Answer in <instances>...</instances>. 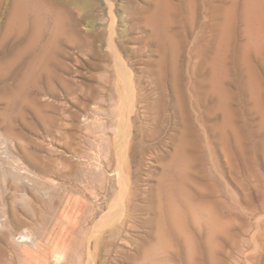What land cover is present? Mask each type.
I'll return each mask as SVG.
<instances>
[{
  "label": "rangeland",
  "instance_id": "rangeland-1",
  "mask_svg": "<svg viewBox=\"0 0 264 264\" xmlns=\"http://www.w3.org/2000/svg\"><path fill=\"white\" fill-rule=\"evenodd\" d=\"M43 1L38 27L0 0V264H190L184 239L181 258L176 239L149 255L167 190L188 223L214 219L187 223L195 263L264 264V0ZM130 74L142 147L124 198L108 163ZM108 217L127 227L94 236Z\"/></svg>",
  "mask_w": 264,
  "mask_h": 264
},
{
  "label": "bare ground",
  "instance_id": "bare-ground-1",
  "mask_svg": "<svg viewBox=\"0 0 264 264\" xmlns=\"http://www.w3.org/2000/svg\"><path fill=\"white\" fill-rule=\"evenodd\" d=\"M47 3V2H46ZM43 0H32V1H28V0H20V3H18V7L23 9V7L27 10H32L36 16L35 19V23L36 25L39 27H41L43 21L41 19V15L45 13V15L47 16L49 13L51 14V12H48V4H46ZM47 5V6H46ZM50 6V5H49ZM51 9V8H50ZM49 9V10H50ZM20 13V9L18 11V14ZM44 15V17H45ZM42 16V18H44ZM48 17V16H47ZM45 20V19H43ZM42 21V22H41ZM39 24V25H38ZM120 55V54H119ZM121 70V69H120ZM128 74V73H127ZM117 75V74H116ZM129 76V75H128ZM127 77V76H126ZM130 77V78H129ZM129 81L127 80V88L124 86L125 83L123 84L124 86V90L125 92H118V97L119 99L122 98V100L124 101L123 105H126L127 107L129 106V108H127V110L125 111H121L118 113H114V115H112L113 118L111 119H115L118 121L119 124H121L122 129L116 133L115 137H114V141H113V151L114 154L111 155V157H109V165H113L115 163V165L113 166L112 171H116V173L118 174V180L120 181L119 184H121V188L122 191L126 192L128 191L131 186V182H130V176H128L127 174V168L129 166V161L130 158L134 155H136L137 153H139V151L141 150V143L138 144L137 140H138V136H139V132L142 131V128H140L138 126V121H137V117L138 115V107H139V103L141 102L140 99V94H142L139 91V86L136 83V79H134L135 77L130 74L129 76ZM119 80V79H118ZM125 80V79H123ZM118 84V83H117ZM123 91V90H122ZM116 93V92H115ZM146 93V92H145ZM117 95V94H116ZM115 98V95L112 96V98ZM116 101V100H115ZM120 102V101H119ZM114 103V102H113ZM121 105V104H120ZM142 105V103H141ZM119 107V106H118ZM146 111H148L149 113L151 112L152 114L154 112H156L154 110L153 107H149V105H144ZM123 108V107H121ZM118 109V108H117ZM112 113V112H111ZM110 113V114H111ZM109 115V114H108ZM110 117V116H109ZM158 117L157 119L153 117V119H155L153 121V124L155 125V127L151 128L150 130H148L149 132L148 135L149 137H155L156 135H158V132L160 131V126L162 124L163 121H165V119L162 118L161 116H155ZM110 119V118H109ZM139 120V119H138ZM109 121V120H108ZM113 122V121H111ZM108 126L110 125V123L108 122L107 124ZM149 126V125H148ZM110 127V126H109ZM142 134V133H141ZM144 134V133H143ZM155 140V139H154ZM154 143V142H153ZM152 143V144H153ZM148 154L150 157H153L154 155H156V150L154 149H148ZM143 151V150H142ZM147 152V151H146ZM112 153V152H111ZM110 153V154H111ZM99 157V156H98ZM154 158V157H153ZM108 165V166H109ZM138 165V164H137ZM112 168V167H111ZM110 168V169H111ZM185 175V174H184ZM141 182V181H140ZM167 182V181H166ZM170 182V181H169ZM161 185V184H159ZM165 185V184H163ZM166 186V185H165ZM191 186V185H190ZM120 188V189H121ZM138 188V187H137ZM146 188V187H145ZM165 188V187H163ZM136 189V188H135ZM151 189V188H150ZM168 189V188H167ZM166 190V189H165ZM106 191V190H105ZM168 191V190H167ZM165 193V196L167 198V207H159V220H160V231L158 233L159 236V240L162 242V246H158V245H154L153 247H151L149 249V255L152 254L155 255L158 252L157 251H161L163 249V251H170V249H175L176 248V243L174 242V239L177 240V243L179 244L177 247L178 249H176L177 252V258L180 256L181 258V250H182V245L180 244V239H184V242L186 243V245L190 246V252H191V258H190V264H198L195 263V260H193L194 258V254L195 251H197L198 254V250L196 249V245L195 241L193 240V238L191 237V234L189 233L188 230V224H192L193 226L199 227V229L203 228L208 229V231L210 233H214V231H216V227H215V223H214V219L207 216L204 219H199L198 218V214L195 215L194 213L191 212V216H194V218L192 219L193 221L188 223L187 217L184 215V213L178 208V206H175L174 202L176 203V201H174L175 196H177L179 194V196H181V190L180 192L178 191V194L174 193L175 195H173L172 191L170 193ZM124 192V193H125ZM134 192V191H133ZM138 191H136L137 193ZM160 192V191H158ZM130 192H128L129 194ZM133 194V193H132ZM138 194V193H137ZM131 195V194H130ZM134 195V194H133ZM131 195V196H133ZM136 195V194H135ZM163 195V194H162ZM126 193L123 195V197L125 198ZM128 197V196H127ZM134 197V196H133ZM118 200L120 199L118 196L116 197ZM116 199V200H117ZM131 199V198H130ZM185 199V198H184ZM133 200V199H131ZM130 200V201H131ZM124 201V200H123ZM117 202V201H116ZM118 203V202H117ZM130 203V202H129ZM115 205V204H114ZM128 205V203L126 204ZM132 206V205H129ZM135 206V205H134ZM125 204L122 203V201H120V208L121 209H125ZM140 208V207H139ZM188 209V208H187ZM126 210V209H125ZM123 210V211H125ZM99 211V210H98ZM138 211V210H137ZM127 212V211H126ZM134 212V211H133ZM139 213V212H138ZM108 216V214H107ZM190 216V217H191ZM96 218V217H95ZM107 218L106 216L104 217V219ZM104 219H102L99 222V226L95 227V229L93 230V235L94 236H98L99 234H101L102 232H104V228L107 227L108 225H110V231H109V235H111V237H116L117 235H120L121 231L123 229H125V227H127V223L124 222V220H120L122 225L120 227L116 226L114 223L115 221L111 218L108 217V220L105 221ZM124 222V223H123ZM188 223V224H187ZM130 225V224H129ZM131 226V225H130ZM190 226V225H189ZM217 226V225H216ZM192 227V226H191ZM190 227V228H191ZM219 228V227H218ZM106 230V228H105ZM192 230V228H191ZM190 230V232H192ZM156 231V230H155ZM168 231V233H167ZM170 233V234H169ZM216 234V233H215ZM92 236V235H91ZM101 236V235H100ZM170 237V238H169ZM216 237V236H215ZM96 237H94L95 239ZM133 238V237H132ZM91 240V238H90ZM110 243V240L107 241H103L101 242V240L96 241L95 243V248L97 249L101 244L107 245ZM121 244V243H120ZM181 245V246H180ZM184 247V246H183ZM161 248V250H160ZM126 249V248H125ZM166 249V250H165ZM184 249V248H183ZM196 249V250H195ZM218 250V249H217ZM174 251V250H173ZM184 251V250H182ZM157 252V253H156ZM165 252V253H166ZM174 252V253H176ZM186 252V251H185ZM165 253H162L163 255H165ZM184 254V252H182ZM93 254V253H92ZM168 254V253H167ZM169 255V254H168ZM179 255V256H178ZM92 256V255H91ZM156 256V255H155ZM166 256V255H165ZM176 256V255H174ZM183 256V255H182ZM150 257V256H149ZM149 257L148 261H149ZM158 257V254H157ZM169 257V256H168ZM187 257V256H186ZM196 257V255H195ZM156 258V257H153ZM174 258V257H173ZM185 258V257H184ZM152 259V257H151ZM157 259V258H156ZM152 261V260H151ZM197 261V260H196ZM188 262V261H187ZM153 263V262H151ZM150 263V264H151ZM186 263V262H185ZM93 264V263H92Z\"/></svg>",
  "mask_w": 264,
  "mask_h": 264
}]
</instances>
